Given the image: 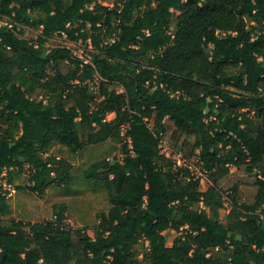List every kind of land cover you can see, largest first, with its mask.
<instances>
[{"label": "trees", "instance_id": "trees-1", "mask_svg": "<svg viewBox=\"0 0 264 264\" xmlns=\"http://www.w3.org/2000/svg\"><path fill=\"white\" fill-rule=\"evenodd\" d=\"M56 35L89 63L46 47ZM166 119L205 190L162 153ZM108 142L122 156L85 171L111 204L93 237L65 225L64 203L29 230L5 218V184L28 170L39 196L68 189L74 166L53 151ZM231 167L256 178L252 204L222 188ZM0 264H264V0H0Z\"/></svg>", "mask_w": 264, "mask_h": 264}, {"label": "rangeland", "instance_id": "rangeland-1", "mask_svg": "<svg viewBox=\"0 0 264 264\" xmlns=\"http://www.w3.org/2000/svg\"><path fill=\"white\" fill-rule=\"evenodd\" d=\"M99 2L104 6L113 7L116 0H99ZM23 28L25 29V37L27 39L36 40L38 38L40 31L28 27ZM58 46L69 47L73 51L81 53L85 58L89 56L88 51L91 49L90 47L86 48L84 44L68 40L65 35L54 36L46 45L48 48ZM113 117V114L109 115L108 119H112ZM165 123L166 133L163 135L161 141L162 151L172 159L181 154L190 164L193 173L203 178L200 174V167L197 162L198 158L195 156L196 151L192 148V145L184 135L175 129L172 121L166 119ZM125 143H128V141H125L123 144ZM121 145L108 142L98 146H88L77 155H72L65 147L58 146L53 153L64 157L74 166L72 171L74 181L70 188L53 186L43 196H39L27 189L29 185V172L26 170L19 178L15 179V183L12 185L14 192L12 191L8 195L11 213L5 218L21 220L26 224L25 229L29 230L32 224L54 219V205L64 203L68 206V210L65 213V225L73 229L84 228L93 237L100 215L107 213L111 204L104 186L98 182L86 180L85 171L100 159L107 158L112 160L116 157L120 158L122 156ZM255 180V177L245 173L243 167L239 169L234 168L230 175L222 180V188L228 191L227 195L234 185L242 186L243 189L245 188L244 191H246L247 188H255ZM208 184V178L204 179L203 184H201L202 190H205ZM18 186L21 189H18ZM230 210L231 205L227 201L224 209L221 210L222 220ZM177 235L178 233L174 231L170 233L168 246L173 244ZM138 249L142 251V246L140 245Z\"/></svg>", "mask_w": 264, "mask_h": 264}, {"label": "built area", "instance_id": "built-area-1", "mask_svg": "<svg viewBox=\"0 0 264 264\" xmlns=\"http://www.w3.org/2000/svg\"><path fill=\"white\" fill-rule=\"evenodd\" d=\"M68 48H69V47H68ZM73 52H74V54H75L76 56H78L80 59H83V60L85 61V63H89V60H88V59H85V57H84L81 53H78L77 51H73ZM162 153H163L165 156L169 157V155H166L163 151H162ZM108 160H110V159H108ZM173 160H175L176 163H177L179 166H184V167H189V168H191L190 164L184 159V157H183L181 154H178L177 157H176L175 159L173 158ZM197 162H198L199 167H200V172H201L200 174H201V176H203V178L200 177V176H196L195 174H194V175H195V176L201 181V184H203L204 179L207 178V174H206V171H205L204 169H202V166H201L202 164H201V162H199V159H197ZM4 186H5V189L9 191V194H11L12 191L14 192L12 185L5 184Z\"/></svg>", "mask_w": 264, "mask_h": 264}, {"label": "crops", "instance_id": "crops-1", "mask_svg": "<svg viewBox=\"0 0 264 264\" xmlns=\"http://www.w3.org/2000/svg\"><path fill=\"white\" fill-rule=\"evenodd\" d=\"M234 168L235 167H231V172H232V169H234ZM235 169H237V168H235ZM221 186H223V181H221ZM244 189L242 186L239 187V197H240L241 202L252 204L255 201L256 194H257L256 187L254 189L247 188L246 191H244ZM245 201H247V202H245Z\"/></svg>", "mask_w": 264, "mask_h": 264}]
</instances>
